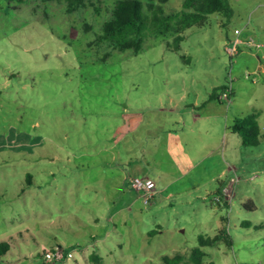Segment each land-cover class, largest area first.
Masks as SVG:
<instances>
[{"label":"rangeland","instance_id":"obj_1","mask_svg":"<svg viewBox=\"0 0 264 264\" xmlns=\"http://www.w3.org/2000/svg\"><path fill=\"white\" fill-rule=\"evenodd\" d=\"M115 2L0 0V264L58 262L49 251L60 264H198L201 235L221 236L202 264L264 263V0H229L138 54L97 41ZM237 28L263 46L233 58ZM232 78L231 102L213 96ZM254 111L260 143L246 145L233 125ZM135 176L157 184L148 203Z\"/></svg>","mask_w":264,"mask_h":264},{"label":"trees","instance_id":"obj_2","mask_svg":"<svg viewBox=\"0 0 264 264\" xmlns=\"http://www.w3.org/2000/svg\"><path fill=\"white\" fill-rule=\"evenodd\" d=\"M58 1H66L69 11L79 10L86 4V0ZM170 2L171 0H116L112 7V18L104 24L102 31L98 33L99 39L97 41L104 42V44L121 52L138 54L144 47L146 37L150 35L175 34L177 35L175 41L179 43L184 38L181 35L183 30L199 23L208 15L230 13L229 0H184L180 9L168 11L166 5ZM242 47H239V51L242 50ZM108 52H106L107 55ZM228 88L229 83L224 84L221 91H214L213 96L218 98L219 93V98L223 100L222 95ZM233 93L234 89L231 91V97ZM233 131L243 133L244 144L258 145L261 133L258 114L254 111L244 118L237 119L233 125ZM253 203L254 201L249 200L244 205L253 208L255 207V203ZM250 223V221L246 222L247 225ZM255 227L262 228L260 225ZM220 237L217 235L213 238H205L201 235L199 241L202 246L211 245ZM228 237L230 236L228 235ZM230 240L232 244V239ZM202 246L196 247L192 255L198 264H202V257L205 255ZM10 249V241H0V259ZM164 260L166 264H178L182 257L165 256ZM59 261L53 264H60Z\"/></svg>","mask_w":264,"mask_h":264},{"label":"built area","instance_id":"obj_3","mask_svg":"<svg viewBox=\"0 0 264 264\" xmlns=\"http://www.w3.org/2000/svg\"><path fill=\"white\" fill-rule=\"evenodd\" d=\"M242 32H243L242 29L237 28L235 30V33H236L235 38H233L230 41L229 46L227 47L228 50L231 53V56H233V58L236 57L240 46H243V45H246V44L249 45V46L256 45L257 48L263 46V44H261V43H256V40H251V41H249V42H247L245 44L244 41L246 39L243 38ZM248 74L249 73H247V76H249ZM233 81H234V78H232V83H229V88L222 95L223 99H227L230 102L232 101L231 91L233 89ZM131 185L137 191L144 192L146 203H148L150 198L152 196H155L156 193H157V189H156L157 188V184L152 178H149V177H139V176L132 177L131 178ZM68 255L72 256L73 253L70 252ZM45 256H46L47 260H52L54 258H57V259L61 260V259H63V257H65V255H64V253L62 251H55V252L49 251V252L46 253ZM236 264H264V263L263 262L246 263V262L237 261Z\"/></svg>","mask_w":264,"mask_h":264},{"label":"crops","instance_id":"obj_4","mask_svg":"<svg viewBox=\"0 0 264 264\" xmlns=\"http://www.w3.org/2000/svg\"><path fill=\"white\" fill-rule=\"evenodd\" d=\"M249 53H251V52H249ZM262 54H263V57L261 56ZM262 54H260V53L258 54L259 58L261 57V58H260L261 61H263L262 58H264V53H262ZM259 66H260V68H261L262 65H259Z\"/></svg>","mask_w":264,"mask_h":264}]
</instances>
